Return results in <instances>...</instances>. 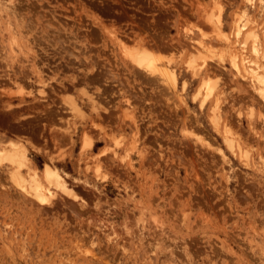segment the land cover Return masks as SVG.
<instances>
[{
    "label": "rangeland",
    "instance_id": "rangeland-1",
    "mask_svg": "<svg viewBox=\"0 0 264 264\" xmlns=\"http://www.w3.org/2000/svg\"><path fill=\"white\" fill-rule=\"evenodd\" d=\"M243 1L0 0V147L21 144L76 195L34 201L1 162L0 264H264V102L205 24L215 4L227 34L233 14L264 18ZM194 40L217 56L198 76ZM136 44L176 65L175 90L131 67ZM203 79L216 90L201 107ZM216 97L246 161L209 120Z\"/></svg>",
    "mask_w": 264,
    "mask_h": 264
},
{
    "label": "bare ground",
    "instance_id": "bare-ground-1",
    "mask_svg": "<svg viewBox=\"0 0 264 264\" xmlns=\"http://www.w3.org/2000/svg\"><path fill=\"white\" fill-rule=\"evenodd\" d=\"M243 2L248 4L246 6H248L249 9L252 8L251 6H253L254 8L255 4L258 2L260 4L259 8L261 9L259 13L263 14L264 16V0H244ZM214 6L216 8V12H209L205 24H208L209 26H207L212 29V32L214 34L213 36L215 37V39H217V42L219 43L224 56L229 58V63L232 71H234L237 76L249 80L250 83H252L256 87V90L258 92L257 94H259L260 98L264 102V18L257 20L254 19V21H250L247 18L244 19L242 16L235 18V15L233 14L234 25L231 27L232 31L227 34L224 31L223 26V10L220 5L215 4ZM259 34H262L261 48L256 43V39ZM231 35L233 41H231L230 39ZM241 37L243 38V40L240 43L241 47L239 49L234 45H237V43H239ZM186 38L187 41L190 42L193 40L191 39L192 36L191 38H189V36ZM249 40L251 41V58H247L246 56H244V53L240 51H244L243 49L245 48ZM194 41V46L191 45L192 43L190 44L193 52L189 53L191 58L189 57L190 59H188L187 68L194 71L195 75L198 76V73H200L202 69L208 66V61H213L216 55L213 54V47H211L208 43H205L201 40ZM133 47L134 45L132 46V48ZM149 50L143 49L142 46L136 44V46L131 50L124 48L123 55L126 61L131 65V67L136 69V71L142 73L141 75L144 74L146 77H150L149 79L151 80H159L161 78L163 84L167 83L171 90H175L178 83L176 80L177 75L175 73L176 65H168V67L166 68L160 67L161 65L159 66L157 64V62L160 61V58H158L157 55H153L150 52L151 50ZM217 59L219 62L223 61V57H218ZM186 86L187 84L184 82L182 84V92H186ZM202 87L205 91V97L200 103L201 107L206 103L207 100H209V98H212L214 96L216 84H210L203 79L199 87H197L198 92H200ZM42 93L43 92H41V94ZM75 109L79 111L78 108ZM220 109L221 108L219 105V101L216 97L215 100L212 101L211 107L209 109V120L216 131L219 132V130H221V136L225 147L237 153L240 159L243 158L246 161L248 159V153L239 145V143L234 140V136H232V134L230 133L229 129L226 126V123H224L221 119L222 112L220 113ZM195 136L198 141H201L198 135ZM82 138L83 150L90 151L93 146V141L90 140L87 136H84ZM18 145L19 144H17L16 142H10V149L0 147V163H7V166L10 169L8 177L9 180H11L10 182H12L15 187H17L25 194L33 197V199H35L34 201L37 200L40 203L50 201V199H52V197L58 191L64 193V195H67L71 199L76 198L75 193H73V191H71V189L67 186L68 184H66L64 178L59 174L58 170H56L55 167L50 166V164H45L42 168L40 176L35 169L30 167L31 162L27 156V151L24 149V147H20L21 144L19 146ZM102 151H104V149H102ZM218 151L221 157L224 159V153L220 149Z\"/></svg>",
    "mask_w": 264,
    "mask_h": 264
}]
</instances>
